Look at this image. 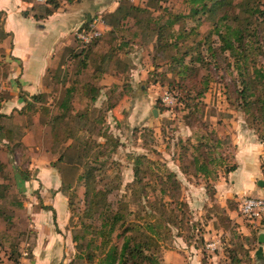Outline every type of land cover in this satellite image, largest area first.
<instances>
[{"label": "rangeland", "instance_id": "rangeland-1", "mask_svg": "<svg viewBox=\"0 0 264 264\" xmlns=\"http://www.w3.org/2000/svg\"><path fill=\"white\" fill-rule=\"evenodd\" d=\"M57 1L58 8L76 3ZM131 1L147 8L142 19L182 15L172 26L184 35L179 46L157 53L147 32L133 36L130 20L77 56L72 34L58 68L48 71L55 84L37 92L30 109L23 98L35 93L19 89L13 94L21 100L6 101L8 60L0 52V264H98L95 232L104 211L117 207L156 226L160 264H191L194 253L201 264H264V219L237 208L241 196L264 197V143L239 93L234 57L220 48L219 15L190 16L188 0ZM30 2L31 13L43 14L45 4ZM258 20L251 72L264 70ZM254 83L264 93V79ZM66 98V116L55 120V104ZM197 156L210 161L207 176L196 171ZM89 181L101 197L96 211L87 205ZM122 235L117 229L109 245H120ZM38 239L53 241L45 263L31 262Z\"/></svg>", "mask_w": 264, "mask_h": 264}, {"label": "trees", "instance_id": "trees-1", "mask_svg": "<svg viewBox=\"0 0 264 264\" xmlns=\"http://www.w3.org/2000/svg\"><path fill=\"white\" fill-rule=\"evenodd\" d=\"M190 4L189 15L194 16L196 14H215L218 16V23L215 27V33L218 36L221 50H228L230 55L234 57V65L242 78V89L239 91L244 99V106L247 107L246 112H253L259 123L260 141L264 143V96L258 91L255 85V80L260 83L264 79V70L255 67L251 72L248 64L250 56L253 54L255 48V40L257 34L263 29L260 27V20L264 21V0H188ZM44 12L41 17H45L51 14L59 7L57 0H46ZM237 9V10H235ZM148 12L147 8L135 4L131 0H119L117 7L111 11L101 15L102 19V33L101 36L111 35L112 39L117 35L118 30H122L125 25L124 22L134 20V24L137 25V31L132 34L134 37L138 36L140 31L144 34L147 32V36L154 38L155 51L162 53L166 50V47H178L179 40L184 38V35L176 33L172 26L176 24L177 20L182 15H174L172 18H167L162 21L161 17H147L142 19V15ZM180 16V17H179ZM93 17V16H92ZM87 22L83 23L84 26ZM103 28H106L105 30ZM140 30V31H139ZM104 32V33H103ZM99 37V38H100ZM174 40L172 41V38ZM99 38L94 40L91 44L81 46L76 42L77 56L84 53L88 48ZM76 39V38H75ZM126 45V42L123 43ZM171 61L181 62L182 57H174L170 55ZM74 88H67L66 92L69 94ZM37 94L30 95V99H24L25 108L30 109L32 99H35ZM69 98L62 99L58 104H55L56 110L59 111L55 120L58 118H64L66 116L67 109L69 107ZM91 100H95V96L91 97ZM20 111V110H19ZM6 116V114L0 115V117ZM8 116V115H7ZM2 126H0L1 131ZM3 136L0 134V139ZM210 162V161H208ZM207 162V163H208ZM204 161H199V156L194 158V165L196 171L200 172L204 176L210 173L207 164ZM2 164L0 162V170ZM139 172L136 165L134 174ZM174 175H167V178H172ZM175 186H177L176 180L173 178ZM135 183H140L142 187L146 186L140 179L136 177ZM86 197L87 205L93 211L98 210L101 204V197L91 185L90 181L86 185ZM88 210V208H87ZM103 214V213H102ZM100 227L96 230L95 234L101 238L99 251L102 252V257L99 259L98 264H160L156 256V250L158 247L156 235L158 234L156 226L150 221L140 223L134 220H129L127 214H123L121 207L116 209H110L104 211ZM117 229H121L122 243L117 245L112 242L109 245L111 234L113 236ZM76 239V238H74ZM90 245L93 239L90 240ZM89 243V242H88ZM87 243V249L89 248ZM78 246V245H76ZM79 247V246H78ZM97 248V247H96ZM79 254V253H78ZM83 254V253H82ZM80 257L79 255H77ZM86 260L93 261L94 257L91 252H85ZM84 257V255H83Z\"/></svg>", "mask_w": 264, "mask_h": 264}, {"label": "crops", "instance_id": "crops-1", "mask_svg": "<svg viewBox=\"0 0 264 264\" xmlns=\"http://www.w3.org/2000/svg\"><path fill=\"white\" fill-rule=\"evenodd\" d=\"M75 2L67 3L51 14L41 17L42 14L35 15L30 12L32 7L30 0H0L2 33L0 52L4 60H8L6 61L7 76L1 88L7 92V102L16 103L21 100L13 94L19 89L26 94H36L42 92L44 87L54 85L53 73L48 71L58 68L62 54L68 51V47L72 44L71 35H74L76 29L82 27L84 22H88L95 13H100L101 16L113 11L119 0H75ZM10 95L13 96L10 98ZM259 182L258 185L261 186ZM243 197L249 195L241 196L238 200L239 212V202ZM260 221L264 222V220ZM43 243L37 240L31 262L45 263L53 254L52 239L48 240V243ZM180 250L187 252L184 249ZM191 261L193 262L191 264H201L197 259V253L192 255Z\"/></svg>", "mask_w": 264, "mask_h": 264}, {"label": "built area", "instance_id": "built-area-1", "mask_svg": "<svg viewBox=\"0 0 264 264\" xmlns=\"http://www.w3.org/2000/svg\"><path fill=\"white\" fill-rule=\"evenodd\" d=\"M37 3H45L46 0H34ZM102 19L100 15H95L82 27L75 31V38L81 44L86 46L100 37L102 33ZM240 212L250 219H264V197L249 196L243 197L239 202Z\"/></svg>", "mask_w": 264, "mask_h": 264}, {"label": "water", "instance_id": "water-1", "mask_svg": "<svg viewBox=\"0 0 264 264\" xmlns=\"http://www.w3.org/2000/svg\"><path fill=\"white\" fill-rule=\"evenodd\" d=\"M259 184H262L261 182H259ZM259 241H264V236H263V234H261L260 236H259Z\"/></svg>", "mask_w": 264, "mask_h": 264}]
</instances>
